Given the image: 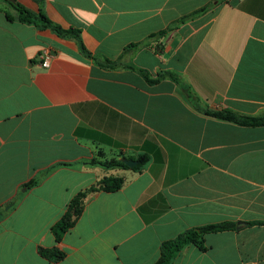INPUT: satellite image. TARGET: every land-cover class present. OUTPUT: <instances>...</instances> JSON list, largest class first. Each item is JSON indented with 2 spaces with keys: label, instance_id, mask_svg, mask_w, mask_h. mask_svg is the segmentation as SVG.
Wrapping results in <instances>:
<instances>
[{
  "label": "crops",
  "instance_id": "1",
  "mask_svg": "<svg viewBox=\"0 0 264 264\" xmlns=\"http://www.w3.org/2000/svg\"><path fill=\"white\" fill-rule=\"evenodd\" d=\"M16 1L81 33L40 30L0 0V264H153L163 241L224 221L253 224L207 233L173 264H264V126L197 108L264 114V0ZM141 70L179 74L199 102ZM140 154L141 171L92 163ZM109 175L121 188L89 193L57 239L72 199Z\"/></svg>",
  "mask_w": 264,
  "mask_h": 264
},
{
  "label": "trees",
  "instance_id": "2",
  "mask_svg": "<svg viewBox=\"0 0 264 264\" xmlns=\"http://www.w3.org/2000/svg\"><path fill=\"white\" fill-rule=\"evenodd\" d=\"M15 9L18 11V20L25 23L34 24L38 29H51L53 30L57 35L59 36H74L78 40L80 39V33L81 30L77 29L73 26H70L68 28H62L61 26H57L53 23L52 20H50L42 11H33L31 9H28L21 3L15 0V2L11 3ZM211 8V4H206L200 8H197L193 10L192 12L178 18L172 23V27H175L179 25L180 23L185 22L188 19H193L206 11H208ZM9 19H13L12 16L7 15ZM170 26V27H171ZM166 33V30H162L156 33L150 34L147 38H145L142 41L139 42H132L128 44L124 50L123 54L133 51L139 47H148L150 46V42L154 38H159L164 36ZM156 47H161V45L158 43ZM81 49L85 51L87 54L90 55L89 52H87L83 45H81ZM122 54V55H123ZM122 55L115 61L107 60L106 63L108 66H112L120 62ZM97 60V58H96ZM132 67V66H130ZM144 77L149 83H157L160 81V79L168 76L170 79L175 81L177 84H179L184 92L186 93L187 97L192 100L195 103H198L199 100L197 96L191 91L190 87L184 85L182 82L180 75L171 72V71H164L159 74L156 78H151L148 74V72L141 70ZM197 106V105H196ZM197 108L201 109L203 113L206 115L213 116L215 118L231 121L234 123H237L239 125L244 126H264V114L262 115H241L237 112L231 110V109H222V110H210V109H204L200 106H197ZM134 159L138 160V164L134 166L133 170L135 171H141L144 166L149 162L150 157L147 154H140L137 157H133ZM93 164H100L103 167L107 169H111L114 167H122L125 169H129L130 167L125 164L121 159H111L106 161H92ZM124 178L114 175L105 176L101 179L100 184L98 186H92L84 191L79 192L71 201L67 213L64 215V217L57 222L52 230L56 235L57 239H60L61 236L75 223V220L79 215L82 213L84 208V200L88 196L89 193H92L97 190H105V191H116L121 188V186L124 183ZM37 182V180H32L27 184V187H31ZM1 216V212H0ZM264 223V221L259 222ZM253 222H232V221H224L220 223H214V224H206L199 227H194L187 229L181 233H179L175 238L168 239L162 242L160 246V257L158 260L153 264H173L174 260L176 259L179 252L184 249L189 244H195L200 249H205V242H204V236L207 233L212 232H219L224 230H233V229H240L242 227H245L246 225H251ZM63 253H52V255H49L50 258H56L60 259L62 258Z\"/></svg>",
  "mask_w": 264,
  "mask_h": 264
},
{
  "label": "water",
  "instance_id": "3",
  "mask_svg": "<svg viewBox=\"0 0 264 264\" xmlns=\"http://www.w3.org/2000/svg\"><path fill=\"white\" fill-rule=\"evenodd\" d=\"M10 2H15V0H9ZM122 161L127 164L129 167L133 168L138 164V160L132 159V158H124Z\"/></svg>",
  "mask_w": 264,
  "mask_h": 264
},
{
  "label": "built area",
  "instance_id": "4",
  "mask_svg": "<svg viewBox=\"0 0 264 264\" xmlns=\"http://www.w3.org/2000/svg\"><path fill=\"white\" fill-rule=\"evenodd\" d=\"M49 58H50V54L45 53L44 54V61L42 62L43 67H49Z\"/></svg>",
  "mask_w": 264,
  "mask_h": 264
}]
</instances>
